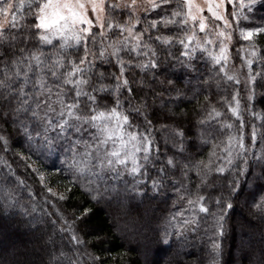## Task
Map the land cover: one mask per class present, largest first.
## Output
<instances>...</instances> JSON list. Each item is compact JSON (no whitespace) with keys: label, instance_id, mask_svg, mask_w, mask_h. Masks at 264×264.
<instances>
[{"label":"snow or ice","instance_id":"snow-or-ice-1","mask_svg":"<svg viewBox=\"0 0 264 264\" xmlns=\"http://www.w3.org/2000/svg\"><path fill=\"white\" fill-rule=\"evenodd\" d=\"M14 147L61 180L0 157V264H108L117 233L264 264V0H0Z\"/></svg>","mask_w":264,"mask_h":264},{"label":"trees","instance_id":"trees-1","mask_svg":"<svg viewBox=\"0 0 264 264\" xmlns=\"http://www.w3.org/2000/svg\"><path fill=\"white\" fill-rule=\"evenodd\" d=\"M240 43L245 42L241 41ZM16 153H19L20 155H17ZM29 155L30 153L26 148L21 149L20 147H14V149L8 153L0 152V157L7 160L12 169L18 173L20 179H23L26 184L32 185L36 190L39 189V181L36 179V173L32 171V168H39L41 171L48 174V177L52 181L53 185L61 180V177L52 170V158L43 159L32 155V158L29 160L27 159ZM29 164L31 167L27 166ZM6 171L7 170L2 166V164H0V174L5 173ZM242 212V208L237 207L234 218H237V216L241 218ZM92 226L102 230V236L110 231L108 218L103 212H98L97 215L92 218ZM236 236L239 238L238 232L235 237L229 241L230 246L235 244ZM145 243L147 242L140 241L141 245ZM102 247L106 249V251L103 252V256L108 260V264H145V261L150 255L165 257L168 253H172L174 255H172V259L169 257L170 260L168 264H195L196 258L201 255L197 247H182L186 249L185 261H179L178 248L181 246H173L169 248L168 246H158L154 243L151 244L150 250L147 252V255H145L144 248L138 247L136 240H125L119 233H117L115 237L107 238L106 243Z\"/></svg>","mask_w":264,"mask_h":264},{"label":"rangeland","instance_id":"rangeland-1","mask_svg":"<svg viewBox=\"0 0 264 264\" xmlns=\"http://www.w3.org/2000/svg\"><path fill=\"white\" fill-rule=\"evenodd\" d=\"M34 167V166H33ZM236 220H240L241 218L239 216H237V218H235ZM236 240H238V237L236 236V239H235V242ZM179 250V261H185V254H186V249L185 248H182V247H179L178 248ZM173 254L171 253H168L166 254L165 257H160V256H157V255H150L147 260L148 261H151L152 264H155V263H158V264H168L169 260L172 259V256ZM170 257V259H169Z\"/></svg>","mask_w":264,"mask_h":264}]
</instances>
